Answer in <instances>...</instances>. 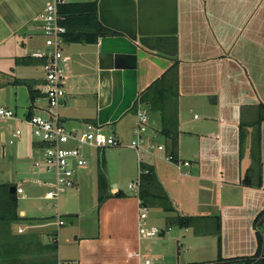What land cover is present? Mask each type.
Segmentation results:
<instances>
[{"label": "crops", "instance_id": "0c3cea01", "mask_svg": "<svg viewBox=\"0 0 264 264\" xmlns=\"http://www.w3.org/2000/svg\"><path fill=\"white\" fill-rule=\"evenodd\" d=\"M42 8V0H0V51L5 48L26 75L33 68L40 72L0 81V87L26 88L28 104L24 97L23 106H18L19 92L14 94L16 114L22 107L25 117L42 115L46 107L40 66L16 64L44 49V42L31 45L35 37L29 30ZM98 16L109 30L107 36L93 45L65 47L70 62L60 115L70 128L84 122L103 130L110 127L109 134L125 148L92 149L100 157L98 177L101 172L106 177L108 198L98 208L96 231L77 237L82 244L77 263L215 264L254 255L257 235L264 253V217L255 223L264 212V121L257 124L264 115V0H98ZM16 47L25 55L20 56ZM174 64L179 70L180 134L177 160L169 162L160 136L161 115L137 102ZM16 80L34 83V103L29 89ZM141 114L149 117L147 140L155 144L160 138L158 145L165 152L139 155L130 148ZM0 135L4 144L6 133ZM31 149L36 153L34 141ZM141 164L153 168L172 204V212L149 208V214L155 212L154 222L149 215V225L168 235L139 236V191L130 189L134 191L127 195L120 190L118 179L138 175L139 180ZM248 174L249 186L243 183ZM80 179L79 173L75 190ZM178 217L191 221L182 227ZM211 238L218 243L216 258H190L189 251L203 249ZM157 246L169 255L155 254Z\"/></svg>", "mask_w": 264, "mask_h": 264}, {"label": "rangeland", "instance_id": "374dc122", "mask_svg": "<svg viewBox=\"0 0 264 264\" xmlns=\"http://www.w3.org/2000/svg\"><path fill=\"white\" fill-rule=\"evenodd\" d=\"M74 3H80L86 0H70ZM41 23L39 21H33L29 26L30 34L35 37L34 41L44 42L45 38L40 31ZM30 45V44H29ZM8 47V46H7ZM20 56L25 55L21 50L22 48L16 47ZM30 48L27 49V51ZM7 50V49H6ZM3 51V52H1ZM0 51V81L8 80L7 78H24L33 77L39 75V70L33 68L29 69L28 75L24 72V69L14 66V59L10 54L4 53L5 48ZM15 54V53H14ZM25 73V74H24ZM16 91L19 92L18 106H23L25 97V104L29 102L27 96H25L26 88L20 87H0V107L16 110L14 104V97ZM27 100V102H26ZM25 106V105H24ZM23 108L19 107L17 116L19 119L24 120ZM16 112V111H15ZM45 117L44 114H37ZM62 124L69 126L62 119ZM16 129H21L23 136L16 140L14 145H9V139L12 133ZM111 128L104 129L106 134L110 133ZM6 133V144H3L2 137L0 135V184H13L21 185L25 191L23 196H19V211L26 213L27 219H47L44 224L30 226V223L23 221L21 223L13 224L9 231L12 236L18 237L19 235L25 237H36L41 246L38 244H31L23 248L22 253L6 255L3 259L16 260L19 264H39L47 260H60L67 261L70 264H78L79 254L82 244L76 241L78 236H89L96 231L98 221V170L97 165L100 157L97 152L92 149H87L88 154V166L86 170L80 172V186L79 190L70 189L67 190L58 201H48L44 199L46 189L36 184L37 182L52 183L55 181L54 173H47L46 171L37 170L34 168V161L37 159V154L31 149V142L34 141L30 129L25 124H20L14 121H0V134ZM150 133H144L147 136ZM134 139V138H133ZM132 139V140H133ZM155 144L161 143V139H156ZM131 141L129 142L130 145ZM122 148V147H121ZM123 148L125 146L123 145ZM186 155L190 154L189 148L184 150ZM136 155V154H135ZM144 159L140 156V160ZM138 160L136 156V161ZM196 162V159H193ZM195 165V163H193ZM138 165V164H137ZM117 171V170H115ZM138 177V175H137ZM137 177L127 176L124 179H118L120 190L127 195H131L134 190L129 189V185L137 182ZM150 220L154 222L155 212H150ZM73 216V217H69ZM64 221V226L58 227V219ZM158 223V222H156ZM159 224V223H158ZM162 225L163 223L160 222ZM22 227L25 229L23 234H18V229ZM175 231L178 228H174ZM264 234V225L261 228ZM8 228L0 225V251L2 246L7 242ZM58 235L60 239V250L57 252H50L45 247L50 243L51 236ZM30 239V238H29ZM161 244V243H160ZM6 247V246H5ZM175 247V246H174ZM158 248V246H157ZM155 254L162 253L165 257L169 255V251L160 250ZM184 250V249H183ZM182 250V251H183ZM218 250V243L214 238L206 240V246L203 249L194 248L189 251L190 258H207L206 260H212L216 258ZM172 252V250L170 249ZM176 252V248H175ZM60 253V257L58 255ZM162 264V263H160ZM209 264V263H208Z\"/></svg>", "mask_w": 264, "mask_h": 264}, {"label": "built area", "instance_id": "2783aa9c", "mask_svg": "<svg viewBox=\"0 0 264 264\" xmlns=\"http://www.w3.org/2000/svg\"><path fill=\"white\" fill-rule=\"evenodd\" d=\"M42 2L43 8L37 14L36 20L41 23L40 30L45 38L44 49L33 52L30 57L43 61L40 68L44 74L41 91L46 101L45 117L33 114L21 120L14 110L0 107V121H17L30 129L38 156L34 161V168L55 175V181L52 183L39 181L36 184L46 189L44 199L59 202L67 190L77 186L80 171L88 166L87 149L103 151L109 148H120L123 145L116 136L106 134L102 127L93 123H80L75 128L62 124L60 110L65 106L67 99L64 84L70 59L65 54V47L68 44L65 40L67 29L64 25L65 17L61 14V7L68 4L70 0H42ZM148 124L147 114H141L134 129L135 137L130 143V148L139 155L153 150L165 152L163 145L149 142L144 136L148 130ZM22 135V130L16 129L9 139V145H14ZM6 142V137H4V144ZM165 160L174 162L173 156L169 154H166ZM184 165L189 167L190 163L186 162ZM16 189L18 197L25 194L22 186H17ZM129 189L139 191L140 180L129 185ZM148 218L149 208L140 203L139 236L153 239L168 235L167 231L164 232L158 227L150 226ZM57 225L58 227L64 226L61 217L58 219ZM24 232L25 229L22 227L18 229V234ZM50 243L57 244L58 235L51 236ZM262 258L264 256L258 259ZM57 264L70 263L60 259ZM142 264H152V262L145 260Z\"/></svg>", "mask_w": 264, "mask_h": 264}, {"label": "trees", "instance_id": "16d2710c", "mask_svg": "<svg viewBox=\"0 0 264 264\" xmlns=\"http://www.w3.org/2000/svg\"><path fill=\"white\" fill-rule=\"evenodd\" d=\"M61 14L65 17L64 25L67 29L65 40L68 44H88L93 45L102 37L109 34V30L104 27L98 16V0L91 2L68 3L61 7ZM17 65H39L43 64L42 60L29 58L17 59ZM15 84L24 85L29 89L30 101L34 103L37 99V92L34 90V83L26 80H16ZM178 100H179V70L174 64L167 72L159 79L153 82L145 91H143L138 99L137 105H148L152 112L161 115L162 129L160 136L166 142L167 154L172 155L174 162L177 160L179 153V116H178ZM33 113H29L32 116ZM264 121V115H261L257 124ZM140 203L148 208L160 207L166 212H172L173 207L169 197L161 187L152 167L141 164L140 166ZM247 186L251 185L249 174L243 180ZM263 181L260 179L257 185L262 186ZM11 187H16L13 184H0V225L8 228V238L5 245L0 251V264H19L16 260L3 259L6 255L22 253L23 248L29 245L38 244L40 241L36 237H25L19 235L12 236L9 228L16 223L27 221L30 226L44 224L47 219H27L20 215L19 198L17 194L11 193ZM108 182L106 177L101 172L98 177V203L99 207L108 198ZM70 218L73 216H69ZM264 217L262 212L255 223H258ZM182 227L189 225L190 218L176 219ZM57 235V234H55ZM30 238V239H29ZM258 249L254 256L241 257L230 260L219 259L215 264H264L263 240L260 235H257ZM6 246V247H5ZM50 252L58 251L57 244H49L45 247ZM258 259V260H257ZM39 264H57L56 260H47Z\"/></svg>", "mask_w": 264, "mask_h": 264}, {"label": "water", "instance_id": "95a60500", "mask_svg": "<svg viewBox=\"0 0 264 264\" xmlns=\"http://www.w3.org/2000/svg\"><path fill=\"white\" fill-rule=\"evenodd\" d=\"M10 191H11V193L16 194L17 189H16V187H11ZM21 216H24V214L21 213ZM76 240H77V238H76Z\"/></svg>", "mask_w": 264, "mask_h": 264}]
</instances>
